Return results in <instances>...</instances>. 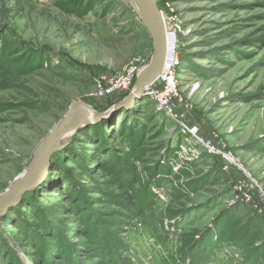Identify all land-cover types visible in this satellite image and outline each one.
<instances>
[{"label": "rangeland", "instance_id": "obj_1", "mask_svg": "<svg viewBox=\"0 0 264 264\" xmlns=\"http://www.w3.org/2000/svg\"><path fill=\"white\" fill-rule=\"evenodd\" d=\"M61 1L70 0H0V33L51 59L50 67L11 78L0 89V104L11 106L0 112V194L30 166L72 105L86 102L101 110L127 97L93 95L101 75L122 71L137 56L150 60L154 50L150 32L128 1L84 0V7L92 5L84 15L64 11ZM157 2L171 21L180 95L200 133L172 163L166 152L182 137L176 120L147 97L123 108L130 110L127 119L140 121L155 134L147 141V160L139 166L161 162L175 171L184 156L194 162L191 177L176 180L171 173L165 180L136 184L140 203L118 243L120 264H188L180 250L182 239L193 230L207 229L235 203L242 218L255 216L264 222V0ZM84 128L52 156L54 163L40 185L0 215V264L5 252L16 254L15 264H38L35 246L24 232L39 233L45 216L61 219L72 242L80 239L71 231L78 214L67 189L74 190L72 183L80 180L85 187L103 180L93 164L89 177L81 175L77 159L70 160L67 153L69 148L78 155L102 157ZM112 138L119 148L115 133ZM206 175L217 181L187 195L179 190L189 178ZM48 178L52 185H46ZM92 192L86 193L96 197ZM245 257L233 242H220L205 264H246Z\"/></svg>", "mask_w": 264, "mask_h": 264}, {"label": "trees", "instance_id": "obj_2", "mask_svg": "<svg viewBox=\"0 0 264 264\" xmlns=\"http://www.w3.org/2000/svg\"><path fill=\"white\" fill-rule=\"evenodd\" d=\"M58 4L64 11L78 15H84L92 8V5L84 7V0L61 1ZM50 60L45 53L17 44L6 34L0 33V89L5 87V83L11 78L50 67ZM126 95L128 92L121 94L120 98ZM10 107L1 103L0 112ZM129 111L122 109L117 113V117L84 128L88 130L89 139L96 142L97 150L102 153V157L91 158L87 153L78 155L74 150L67 149L70 160L77 159L81 175L89 177L93 164L100 171L103 180L88 187L80 180L72 183L74 190L67 189L78 214L77 225L71 229L72 233L75 232L80 237L77 243L66 237L67 227L58 217L41 218L38 225L39 233L30 229L24 232L27 234V241L35 246L39 257L38 264H120L119 260L122 262V258L119 250L122 245L119 247L118 243L129 226L136 204L140 203L136 184L145 186L147 185L145 180L150 178L165 180L171 173H174L176 180L192 176L191 166L194 159L182 160L180 167L175 171L170 166L165 168V164L161 162L150 167L138 165L145 164L149 153L147 141L155 134L148 132L147 126L140 121L132 122L131 119H127ZM113 133L118 137L119 148L111 142ZM181 141L182 137L175 147L168 148L166 152L167 160H172V163L178 158ZM60 165V163L54 165L53 169ZM48 179L46 185H52L50 178ZM216 181L217 177L211 175L201 179L189 178L179 190L183 195H187L205 188L209 182ZM90 189L93 190L92 193H97L96 197L86 193ZM91 202H95V207ZM240 212V204L229 205L216 216L207 229L193 230L189 237L182 239L180 250L188 256V264L207 263L214 246L226 241L233 242L242 251L246 256V264H264V222L255 216L242 218ZM183 214L184 212H178L177 216ZM175 218L177 217L172 219ZM2 248L0 245V251ZM1 259L3 264L9 262L15 264L17 260L16 254L11 252H5Z\"/></svg>", "mask_w": 264, "mask_h": 264}, {"label": "water", "instance_id": "obj_3", "mask_svg": "<svg viewBox=\"0 0 264 264\" xmlns=\"http://www.w3.org/2000/svg\"><path fill=\"white\" fill-rule=\"evenodd\" d=\"M132 5L140 21L147 27L154 41V50L149 62L137 75L133 89L126 98L111 103L99 110L86 102H76L64 117L52 128L39 146L30 166L0 194V215L18 204L26 192L36 189L48 174L52 156L57 150L68 145L81 127L96 122L110 120L116 112L129 109L135 101L144 99L148 87L158 78L166 67L170 46L169 29L164 21V13L157 0H127ZM70 139L64 143L67 135Z\"/></svg>", "mask_w": 264, "mask_h": 264}, {"label": "built area", "instance_id": "obj_4", "mask_svg": "<svg viewBox=\"0 0 264 264\" xmlns=\"http://www.w3.org/2000/svg\"><path fill=\"white\" fill-rule=\"evenodd\" d=\"M169 31V52L166 67L158 78L148 87L145 96L150 98L157 105V110L168 114L178 123L182 141L179 144V154L185 150V146L193 140H198L200 133L196 123L192 121L194 115L189 105L183 103L180 95L177 69L179 61L177 58L178 45L171 40L172 32ZM148 59V58H147ZM149 60V59H148ZM141 56L134 57L129 64L120 72L109 76L101 75L98 79L97 90L93 95L108 96L111 93H130L135 85L137 75L141 72L149 61ZM197 142V141H196ZM190 148V147H189ZM190 154L189 152H187ZM188 158V157H187ZM184 156V159H187Z\"/></svg>", "mask_w": 264, "mask_h": 264}, {"label": "bare ground", "instance_id": "obj_5", "mask_svg": "<svg viewBox=\"0 0 264 264\" xmlns=\"http://www.w3.org/2000/svg\"><path fill=\"white\" fill-rule=\"evenodd\" d=\"M127 1V0H126ZM163 18H164V21L166 22V25H167V28L168 29H170V26H169V24H170V20L167 18V16L164 14V16H163ZM168 19V20H167ZM172 30V29H171ZM70 139V135L68 134L67 135V137L65 138V140H64V143H67V141ZM23 172H25V171H23Z\"/></svg>", "mask_w": 264, "mask_h": 264}]
</instances>
